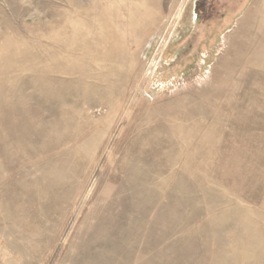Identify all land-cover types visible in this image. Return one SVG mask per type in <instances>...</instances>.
Returning <instances> with one entry per match:
<instances>
[{"label":"rangeland","instance_id":"374dc122","mask_svg":"<svg viewBox=\"0 0 264 264\" xmlns=\"http://www.w3.org/2000/svg\"><path fill=\"white\" fill-rule=\"evenodd\" d=\"M0 264H264V0H0Z\"/></svg>","mask_w":264,"mask_h":264}]
</instances>
